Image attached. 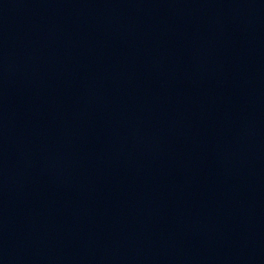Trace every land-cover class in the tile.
<instances>
[{"label":"water","instance_id":"water-1","mask_svg":"<svg viewBox=\"0 0 264 264\" xmlns=\"http://www.w3.org/2000/svg\"><path fill=\"white\" fill-rule=\"evenodd\" d=\"M0 264H264V0H0Z\"/></svg>","mask_w":264,"mask_h":264}]
</instances>
